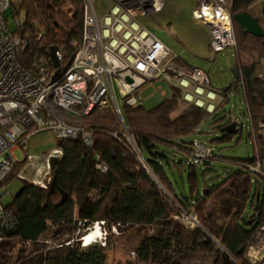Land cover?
<instances>
[{"label": "trees", "instance_id": "1", "mask_svg": "<svg viewBox=\"0 0 264 264\" xmlns=\"http://www.w3.org/2000/svg\"><path fill=\"white\" fill-rule=\"evenodd\" d=\"M256 1L230 0L227 8L236 38L238 79L234 87L241 88L247 110L251 157L225 159L211 148L208 165L193 164L194 132L207 120L211 125L220 124L225 117L216 114L220 106L207 114L186 103L174 87L171 96L153 109L122 106L123 123L132 144L121 134L112 110L92 109L80 120L81 127L93 134L90 146L80 139L57 142L61 155L50 159L54 191H50L51 183L42 188L19 179L22 187L11 203H0L8 217V227L0 230V255L6 245L35 246L46 236L56 237L65 231V240L45 247L42 254L31 252L16 263L106 264L105 245L83 247L78 241L82 231L102 222L108 229L154 230L137 245L132 254L136 262L125 264H187L197 257L210 259V264H260L252 262L246 253L264 225V134L260 130L264 128V81L255 77L256 67L264 59V38L243 33L233 20L241 12L250 13L249 7ZM20 15L24 21L13 30L25 40L17 54L20 66L31 71L36 63L44 62L53 70L50 50L57 48L63 55L60 70L65 71L76 52L74 44L82 41L83 0H13L7 17L15 21ZM38 34L43 36L41 41ZM247 57L253 58L250 64L244 62ZM174 61L194 68L178 57ZM229 92L230 88L222 91L224 101ZM231 124L229 121L220 127L222 135L212 139L211 145L232 139L234 134L225 131ZM164 150L171 151L173 159L180 158L174 166L185 168L186 195L174 193L165 171L170 159ZM213 162L230 167L224 179L208 184L207 179L214 174ZM22 165L14 166L0 190ZM102 165L105 172L100 169ZM224 195L236 199L232 204L226 201L223 211L218 212L216 205L223 203ZM2 196L0 193V199ZM4 258L0 256V261Z\"/></svg>", "mask_w": 264, "mask_h": 264}, {"label": "built area", "instance_id": "2", "mask_svg": "<svg viewBox=\"0 0 264 264\" xmlns=\"http://www.w3.org/2000/svg\"><path fill=\"white\" fill-rule=\"evenodd\" d=\"M109 12L98 17L91 0H83V37L74 44L76 52L67 69L55 77L56 69L38 62L25 70L17 54L25 40L10 31L7 13L13 0H0V184L16 164L38 168L39 179L26 180L46 188L51 183L50 159L61 155L52 151L46 158L25 154L18 162L14 152L24 149L32 136L50 131L58 141L80 139L86 146L91 131L81 127V118L92 109H110L121 125V134L133 143L123 123L122 106H143L139 90L155 80L172 82L182 99L213 114L218 95L211 89L208 74L198 68L179 67L168 60L171 52L139 21L163 9L165 0H111ZM227 0H195L194 22L204 26L210 37L209 48L216 54L236 51L233 21ZM16 26L19 21H13ZM42 34L37 35L41 41ZM60 63L63 55L57 51ZM174 59V57H173ZM168 60V61H167ZM193 164H202L212 154L200 142L194 144ZM41 164V165H40ZM100 169L105 172L104 165ZM193 222V220H192ZM196 223H194L195 225ZM95 226H103V223ZM8 227V217L0 206V230ZM115 229V228H113ZM1 241V239H0ZM252 261L264 262V225L259 228L246 253Z\"/></svg>", "mask_w": 264, "mask_h": 264}, {"label": "rangeland", "instance_id": "3", "mask_svg": "<svg viewBox=\"0 0 264 264\" xmlns=\"http://www.w3.org/2000/svg\"><path fill=\"white\" fill-rule=\"evenodd\" d=\"M98 17H102L107 14L112 7L111 0H91ZM230 0H227L229 2ZM195 7V0H165L163 9L159 13L150 15L148 18H143L139 21L140 25H143L151 34L155 36L168 50L171 52V56L168 60H172V63L179 67H184L180 64H176L173 57H179L180 60L185 62L187 66L197 67L208 74L210 80V86L213 91L218 95L215 102L216 107L220 106L219 111L216 113L218 116L225 117V122L220 124L211 125L210 120H207L205 124L194 132V138L196 141L205 144L208 149L213 148L216 153L220 154V157L225 159H246L253 154V147L251 141L248 138L250 133L249 119H247V110L244 105L242 90L236 88L235 79L233 77L232 68H236L237 57L236 51L233 49H225L219 53L214 54L209 48L210 37L207 29L204 26L194 22L192 18V9ZM250 8V13L259 20L262 29L264 30V0H258ZM20 23H23L24 18L22 15L17 17ZM8 25L10 31H13L16 24L11 18H8ZM255 59V56H253ZM253 58H244L246 64H250ZM167 60V61H168ZM187 68V67H186ZM238 71V70H237ZM255 77L264 81V59L260 61L258 67H256ZM172 82L159 79L144 85L138 92L139 98L142 100L143 109H153L162 101L161 93L165 92L166 97L171 96ZM230 88L228 99L224 101L222 91ZM231 121L236 123L235 129L237 132L230 141L213 144L211 140L220 138L222 132L220 127ZM80 123V122H79ZM261 133L264 134V128ZM58 140L54 134L50 131L40 132L32 136L28 142L27 151L18 148L14 152V157L18 162L24 160L25 154L30 156H36L38 158H46L52 151L57 150ZM163 151V150H162ZM170 159V167H166V173L170 179V183L173 184L174 193L186 195L187 184L185 168L174 166V162L180 161V158L173 159V154L169 150H164ZM176 156V154H174ZM41 165V164H40ZM229 165L222 164L220 162H213L211 169L214 170V174L207 179V183H215L217 180L224 179L226 172L229 170ZM14 171V178L7 183L5 187L0 190L2 198L0 203L3 206H7L11 203L13 196H15L22 187V182L17 178L18 175L25 176L26 179H39L42 174L41 166L34 168L33 166H27L25 163ZM20 169V170H18ZM37 169L40 170V174L37 173ZM31 181V180H30ZM223 203L216 205L218 212L223 211L224 203L235 201L236 197L233 195H224L222 197ZM247 208L246 212H249ZM92 229L98 233L99 239H94L93 245H105L107 253L106 264H125L127 261H135L132 254L135 252L137 245L140 244L142 237L145 234H151L154 230L152 228L138 229V228H121L113 229L106 227L93 226L89 229L82 231L78 236V241L81 246L84 242L83 238L87 233H90ZM98 229V230H97ZM65 231L61 235L54 237L53 234L41 239L35 246L12 244L6 245L2 249L0 256H5L2 261L6 262L8 258L9 264H17L16 262L21 258L27 256L29 253L39 251V254L44 253L45 247L52 246L67 237ZM77 235V234H76ZM76 238V236H75ZM84 247V246H83ZM137 264H140L137 262ZM187 264H210L208 258H193L187 261Z\"/></svg>", "mask_w": 264, "mask_h": 264}, {"label": "water", "instance_id": "4", "mask_svg": "<svg viewBox=\"0 0 264 264\" xmlns=\"http://www.w3.org/2000/svg\"><path fill=\"white\" fill-rule=\"evenodd\" d=\"M233 20L238 23L243 33L251 35L255 38H264V30L260 25L259 21L248 12H241L233 17ZM264 44V42L262 43ZM57 48H51L50 50V61L53 64L54 69H56L55 77L59 74L60 64L57 59ZM264 56V55H263ZM233 77L235 80L238 79V71L236 68H232ZM236 123L231 124L225 131L230 134H236L238 131H235ZM205 165H208V162H204ZM55 181L52 180L50 185V191H54ZM65 199V195L62 193V201Z\"/></svg>", "mask_w": 264, "mask_h": 264}, {"label": "bare ground", "instance_id": "5", "mask_svg": "<svg viewBox=\"0 0 264 264\" xmlns=\"http://www.w3.org/2000/svg\"><path fill=\"white\" fill-rule=\"evenodd\" d=\"M94 239H96V240L99 239V236H98V233L95 231V229H92L90 231V233H87L83 237V240H82L84 242L83 246L88 247V246L92 245L95 242Z\"/></svg>", "mask_w": 264, "mask_h": 264}, {"label": "crops", "instance_id": "6", "mask_svg": "<svg viewBox=\"0 0 264 264\" xmlns=\"http://www.w3.org/2000/svg\"><path fill=\"white\" fill-rule=\"evenodd\" d=\"M207 31H208V30H207ZM208 33H209V32H208ZM165 48H166V46H165ZM167 49H168V48H167ZM178 58H179V57H178ZM194 68H197V67H194ZM198 69H200V68H198ZM201 70H202V69H201ZM166 96H167V94H166L165 92H162L160 97H162V100H163V99H167V98H169V96H168V97H166ZM30 180H33L32 177H31Z\"/></svg>", "mask_w": 264, "mask_h": 264}, {"label": "flooded vegetation", "instance_id": "7", "mask_svg": "<svg viewBox=\"0 0 264 264\" xmlns=\"http://www.w3.org/2000/svg\"><path fill=\"white\" fill-rule=\"evenodd\" d=\"M260 23V22H259Z\"/></svg>", "mask_w": 264, "mask_h": 264}]
</instances>
